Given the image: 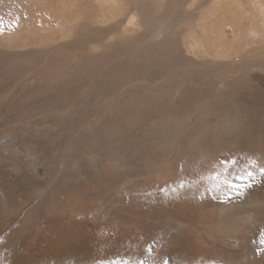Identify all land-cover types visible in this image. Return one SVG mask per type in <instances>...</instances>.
<instances>
[{"label": "rangeland", "instance_id": "1", "mask_svg": "<svg viewBox=\"0 0 264 264\" xmlns=\"http://www.w3.org/2000/svg\"><path fill=\"white\" fill-rule=\"evenodd\" d=\"M213 3L0 0V264H264V29Z\"/></svg>", "mask_w": 264, "mask_h": 264}, {"label": "bare ground", "instance_id": "2", "mask_svg": "<svg viewBox=\"0 0 264 264\" xmlns=\"http://www.w3.org/2000/svg\"><path fill=\"white\" fill-rule=\"evenodd\" d=\"M242 1V0H241ZM247 3L244 5L243 3H241L240 2V0H214V3H213V7H214V9L216 10V13L218 14V15H221V17H223L225 14H229L231 17H233L234 19H236L237 21H235L237 24L236 25H238V21H240L242 18H244L245 17V15H243L242 13L246 10H242L241 8H246V6H248L249 7V9H250V13H249V16H246L247 18H248V20L251 22V23H255V24H259L258 26L259 27H261L262 29H264V0H245ZM55 2V1H54ZM243 2V1H242ZM209 3V2H208ZM207 4V3H206ZM211 4V3H210ZM204 5H205V3H204ZM211 7V6H210ZM191 9V8H190ZM211 11V8H210V10H208V16H209V12ZM211 13V12H210ZM211 16V15H210ZM217 16V15H216ZM229 16V17H230ZM212 17V16H211ZM221 18L220 16H217V18ZM206 18V17H205ZM224 18H225V16H224ZM223 18V19H224ZM233 18H231L230 20H232ZM209 19H210V17H209ZM226 19H228V15H227V17L225 18V21H226ZM218 20V23L219 24H221L222 22H224V20H219V19H217ZM243 20V19H242ZM220 21H221V23H220ZM44 22V21H43ZM203 22V21H202ZM216 22V21H215ZM214 22V20H213V23L216 25L217 24V22L215 23ZM244 22V21H243ZM224 23H226V22H224ZM228 24H229V22H228ZM233 24V23H232ZM235 24V23H234ZM240 24V23H239ZM246 24V23H245ZM217 26H218V24H217ZM217 26H213L212 25V27L211 28H209V37H208V45H207V47H208V50L209 51H212V52H214V53H216V54H220L221 53V51H222V45H224V44H228L229 42H228V38H227V36H225V34H224V32L222 31L223 30V28H222V30L221 29H219V28H217ZM226 26V25H225ZM229 26V25H228ZM240 25H238V27H239ZM253 26V25H252ZM219 27H221V25L219 26ZM223 27V26H222ZM229 27H231V22H230V26ZM237 27V26H236ZM226 28H227V26H226ZM234 28H235V26H234ZM248 28V27H247ZM254 27H252V34L250 35V36H248V38H250V37H254L255 38V30L253 29ZM246 29V28H245ZM259 29V28H258ZM247 30V29H246ZM201 31H203V30H201ZM207 31V30H206ZM217 31V32H216ZM235 31H236V29H235ZM260 31V30H259ZM215 32L217 33V34H215ZM237 32V31H236ZM248 32V31H247ZM230 34V33H229ZM231 34H232V32H231ZM230 34V35H231ZM72 36V35H71ZM262 38V37H261ZM239 39V38H238ZM53 43V42H52ZM173 49V48H172ZM257 49H261V47L260 46H258L257 45V47H256V50ZM252 51V50H251ZM254 51V50H253ZM226 52V51H225ZM176 53V52H175ZM174 53V54H175ZM254 53V52H253ZM173 54V53H172ZM178 57V56H177ZM99 58V57H98ZM137 58V57H136ZM135 57H134V59H136ZM241 58V57H240ZM243 58V57H242ZM129 59V58H128ZM168 59V58H167ZM84 60H86V58L84 59ZM141 60V59H140ZM149 60V59H148ZM131 61V60H130ZM153 61V60H152ZM146 62V61H145ZM104 63V62H103ZM124 63V62H123ZM186 63V62H185ZM100 64V63H99ZM128 64V63H127ZM162 64V63H161ZM98 65V64H97ZM96 65V66H97ZM129 65V64H128ZM151 65V64H150ZM160 65V64H159ZM130 66V65H129ZM168 66H169V64H168ZM128 67V66H127ZM144 67V66H143ZM151 67V66H150ZM163 67H165L164 65H163ZM105 68H107V67H105ZM152 68V67H151ZM150 68V69H151ZM178 68V67H177ZM101 69V68H100ZM99 69V70H100ZM147 69V68H146ZM195 69V68H194ZM178 71H176V73H177ZM193 72V71H192ZM104 73V75H106V72H103ZM147 73V72H146ZM174 73V72H173ZM189 73V72H188ZM197 73V72H196ZM180 74H182V72L180 73ZM174 75V74H173ZM177 75V74H176ZM154 76H156V75H154ZM154 76H153V78H154ZM157 77V76H156ZM191 78H192V75L190 76ZM239 78V77H238ZM241 79V78H240ZM191 80V79H190ZM198 80H199V78H198ZM184 81V80H183ZM189 81V80H188ZM187 81V82H188ZM223 81V80H222ZM185 82V81H184ZM104 84H106V83H104ZM185 84V83H184ZM190 84V83H189ZM63 85V84H62ZM176 86V85H175ZM186 86V85H185ZM226 86V85H225ZM97 87V86H96ZM109 87V86H108ZM187 87H189V86H187ZM186 88V87H185ZM94 90V89H93ZM93 90H91V93L89 94L90 95V99L88 100H85V101H83V102H77L76 103V105H77V107H78V109H77V111L75 112V113H70L69 115H73V114H75V115H78V114H82V112H88L89 113V111L91 112L92 110H93V105H92V103H93V100H95L96 99V97L94 96V92H93ZM109 91V90H108ZM123 92V91H122ZM186 92V91H185ZM113 93V92H112ZM126 93V92H125ZM135 93V92H134ZM182 95V94H181ZM123 98V97H122ZM116 100V99H115ZM107 104V103H106ZM81 106L83 107V108H81ZM54 107V106H53ZM69 108V107H68ZM109 108V107H108ZM101 110V109H100ZM130 110L132 111V112H134V108L133 107H130ZM203 110V109H202ZM107 111V110H106ZM115 111V110H114ZM109 113V112H108ZM125 115H127V114H125ZM229 118V117H228ZM230 120V119H229ZM235 121V120H234ZM230 122V121H229ZM234 123H236V122H234ZM236 126V125H235ZM224 128V127H223ZM228 128V127H227ZM111 129V128H110ZM143 129V128H142ZM232 129V128H231ZM137 130V129H136ZM228 130V129H227ZM233 130V129H232ZM127 131V130H126ZM225 131V130H224ZM231 131V130H230ZM149 132V131H148ZM195 134H196V132H195ZM200 134V133H199ZM144 135V134H143ZM104 136V135H103ZM145 136V135H144ZM158 136V135H157ZM162 136H165V135H162ZM192 136V135H191ZM264 136V135H263ZM109 138V137H108ZM128 138V137H127ZM131 138V137H130ZM165 138V137H164ZM163 138V139H164ZM192 138H194V136L192 137ZM152 139V138H151ZM167 139V138H166ZM166 139H165V141H166ZM133 140H135V139H133ZM162 140V139H161ZM260 140H261V138H260ZM163 141V140H162ZM161 141V142H162ZM152 142H154L153 140H152ZM254 142V141H253ZM257 142V141H256ZM255 142V143H256ZM128 143H129V140H128V142H127V148H128ZM135 143H138L137 141L136 142H132V141H130V143H129V145H130V147L131 148H135L134 146H135ZM157 143V142H156ZM158 143H159V139H158ZM242 143H244V142H242ZM124 144V143H123ZM144 144V143H143ZM167 144V143H166ZM137 145V144H136ZM194 145V144H193ZM123 146V145H122ZM146 146V145H145ZM110 147V146H109ZM113 147V146H112ZM120 147H121V145H120ZM157 147V146H156ZM162 147V146H161ZM146 148V147H145ZM148 148H150V147H148ZM120 149V148H119ZM74 150V149H73ZM196 150V149H195ZM126 151V150H125ZM130 151V150H129ZM146 151V150H145ZM150 151V150H149ZM155 151V150H154ZM194 151V150H193ZM151 152V151H150ZM119 153H120V151H119ZM124 153V152H123ZM129 153V152H128ZM146 153H149V152H146ZM103 154H108L107 153V151L106 152H104ZM102 154V155H103ZM112 154V153H111ZM34 155L35 156H41L40 155V153L39 152H35L34 153ZM127 155V154H126ZM104 156V155H103ZM111 156V155H110ZM118 156V155H117ZM173 156V155H172ZM46 157V156H45ZM115 157V156H114ZM93 158V157H92ZM177 158V157H176ZM100 159V158H99ZM104 159V158H103ZM235 159H236V157H235ZM94 159H92V161H93ZM120 161L122 160L121 159V157H120V159H119ZM252 160V159H251ZM114 161V160H113ZM130 161V160H129ZM191 162V161H190ZM115 163V162H114ZM158 163V162H157ZM193 163V162H192ZM93 164H96V162H94L93 161ZM98 165V164H97ZM121 166V165H120ZM37 167V166H36ZM115 168V167H114ZM113 168V169H114ZM215 170V169H214ZM180 171V170H179ZM224 171V170H223ZM259 171V170H258ZM97 173V172H96ZM100 173V172H99ZM182 173V172H181ZM175 174V173H174ZM48 175V174H47ZM204 175V174H203ZM233 175V174H232ZM97 176H100V174L98 175V173H97ZM96 175H95V177H97ZM138 176V175H137ZM140 176V175H139ZM179 176V175H178ZM218 176V175H217ZM226 176V175H225ZM123 177V176H122ZM132 177V176H131ZM201 177V176H200ZM124 179V178H123ZM179 179V178H178ZM233 179V178H232ZM138 180V179H137ZM182 181V180H181ZM75 182V181H74ZM93 182V181H92ZM139 182V181H138ZM94 183V182H93ZM92 183V184H93ZM175 183H179L178 181L177 182H175ZM243 184V183H242ZM87 185V184H86ZM136 185V184H135ZM138 185V184H137ZM129 186V185H128ZM195 186V185H194ZM203 186V185H202ZM136 187V186H135ZM172 187V186H171ZM120 188V187H119ZM174 188V187H173ZM213 188H215V187H213ZM101 189H104V188H102L101 187ZM129 189V188H128ZM38 190V189H37ZM96 190V189H95ZM126 190V189H125ZM134 190V189H133ZM217 190V189H216ZM230 190H231V188H230ZM40 191V190H39ZM100 191V190H99ZM98 191V192H99ZM102 191V190H101ZM136 191V190H135ZM131 192H132V190H131ZM101 193V192H100ZM147 193V192H146ZM154 193H155V191H154ZM37 194V193H36ZM93 195V194H92ZM147 196V195H146ZM147 199V198H146ZM127 200V199H126ZM3 202V201H2ZM5 202V201H4ZM208 202V201H207ZM234 202V201H233ZM253 202V201H252ZM6 203V202H5ZM227 203V202H226ZM228 204V203H227ZM6 206V205H5ZM140 206V205H139ZM188 206V205H187ZM225 206V205H224ZM241 206V205H240ZM253 206V205H252ZM262 206V205H261ZM132 207V206H131ZM203 207V206H202ZM233 207V206H232ZM237 207V206H236ZM137 208V207H136ZM234 208V207H233ZM231 209V210H234V209ZM142 209V208H141ZM226 208H224L223 209V216L225 215V213H226ZM183 215V214H182ZM185 217V216H184ZM57 218V217H56ZM180 218V217H179ZM52 219V218H51ZM55 219V218H54ZM58 220H59V218H57ZM57 219H56V221H57ZM185 220H186V218H185ZM139 221H142V220H139ZM196 221V220H195ZM145 223V222H144ZM51 225V224H50ZM49 225V226H50ZM59 225V224H58ZM60 225H62V224H60ZM59 225V226H60ZM63 225H64V223H63ZM69 225H70V223H69ZM221 226V225H220ZM62 228H63V226H61ZM240 227V226H239ZM56 228H57V226H56ZM65 228V227H64ZM70 228V227H69ZM112 228V227H111ZM76 229V228H75ZM79 229V227L77 228V230ZM60 230V229H59ZM71 230V229H70ZM55 231V230H54ZM53 231V232H54ZM74 231V230H73ZM76 232V231H75ZM139 232V231H138ZM48 233V232H47ZM74 233V232H73ZM78 233V232H77ZM94 234V233H93ZM142 234V233H141ZM52 235V234H51ZM50 235V236H51ZM65 235H66V233H65ZM150 235H152V234H150ZM55 236V235H54ZM89 236V235H88ZM92 236V235H91ZM56 237V236H55ZM150 237V236H149ZM44 238V237H43ZM60 238V237H59ZM59 238H58V240H59ZM66 238V237H65ZM61 239H63V238H61ZM69 239V238H68ZM46 240V239H45ZM49 240H51V239H49ZM55 240V239H54ZM67 241V240H66ZM123 241V240H122ZM139 241V240H138ZM224 241H226V242H229V243H232V244H234V245H237V244H239L238 243V240L236 239V238H234V237H232V236H226L225 238H224ZM40 243V242H39ZM47 243V242H46ZM52 243H54L53 241H52ZM62 243V242H61ZM64 243V242H63ZM66 243V242H65ZM160 243H161V241H160ZM242 243V242H241ZM45 244V243H44ZM148 244V243H147ZM146 244V245H147ZM163 244V243H162ZM167 244V243H166ZM63 245V244H62ZM153 245V244H152ZM159 245V244H158ZM155 246V245H154ZM39 247H41V246H39ZM80 247V246H79ZM51 248H53V247H51ZM78 248V247H77ZM66 249V248H65ZM158 249V248H157ZM45 250H46V248H45ZM44 250V251H45ZM139 251H140V249H139ZM51 252H53V250L51 251ZM87 252V251H86ZM142 252H144V251H142ZM156 252V251H155ZM153 253V252H152ZM44 254V253H43ZM141 254H143V253H141ZM140 254V255H141ZM33 255H35V254H32L31 256H33ZM37 256V255H36ZM46 256V255H45ZM133 256V255H132ZM169 256V255H168ZM140 257V256H139ZM33 258V257H32ZM35 258V257H34ZM41 258V257H40ZM39 258V259H40ZM123 259V258H122ZM125 259V258H124ZM137 259V258H136ZM149 259V258H148ZM117 260V259H116ZM140 260V259H139ZM146 260V259H145ZM147 261V260H146ZM162 261V260H161ZM67 261H66V259L62 262V264H65ZM78 262V261H77ZM75 263V264H78V263ZM114 262V261H113ZM144 262V261H143ZM151 262V261H150ZM173 262V261H172ZM119 263V262H118ZM121 263V262H120ZM83 264V263H82ZM93 264V263H92ZM114 264V263H113ZM126 264V263H125ZM138 264V263H137ZM149 264H152V263H149Z\"/></svg>", "mask_w": 264, "mask_h": 264}, {"label": "snow or ice", "instance_id": "3", "mask_svg": "<svg viewBox=\"0 0 264 264\" xmlns=\"http://www.w3.org/2000/svg\"><path fill=\"white\" fill-rule=\"evenodd\" d=\"M260 171H261V174L264 175V167H261ZM247 175H248L249 179H251L253 176V174L251 172H248ZM229 186L234 189L236 195L241 194V187L242 186L240 184H230ZM250 186H251L250 184L243 185V187H245V188L250 187ZM261 244L264 245V241H261Z\"/></svg>", "mask_w": 264, "mask_h": 264}]
</instances>
